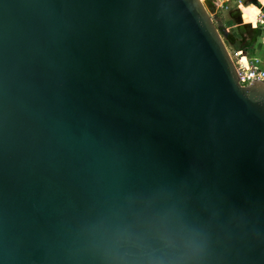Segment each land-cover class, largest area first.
I'll return each instance as SVG.
<instances>
[{"label": "water", "instance_id": "water-1", "mask_svg": "<svg viewBox=\"0 0 264 264\" xmlns=\"http://www.w3.org/2000/svg\"><path fill=\"white\" fill-rule=\"evenodd\" d=\"M133 200L264 264V82L202 0H0V264H98Z\"/></svg>", "mask_w": 264, "mask_h": 264}, {"label": "clouds", "instance_id": "clouds-1", "mask_svg": "<svg viewBox=\"0 0 264 264\" xmlns=\"http://www.w3.org/2000/svg\"><path fill=\"white\" fill-rule=\"evenodd\" d=\"M88 244L98 264H203L207 248L171 208L136 200L116 221L97 225Z\"/></svg>", "mask_w": 264, "mask_h": 264}, {"label": "rangeland", "instance_id": "rangeland-1", "mask_svg": "<svg viewBox=\"0 0 264 264\" xmlns=\"http://www.w3.org/2000/svg\"><path fill=\"white\" fill-rule=\"evenodd\" d=\"M247 1L248 0H202L230 54L233 56L235 53L240 52L244 60H249L251 55L256 57L262 54V52L257 50L261 36L259 35V31L258 33L256 32L258 28L256 21L255 25L245 23L240 12V5H244ZM234 43L239 47L237 51L234 48ZM251 45H253V49ZM241 48L247 49V56L241 51ZM261 49L263 50L262 47Z\"/></svg>", "mask_w": 264, "mask_h": 264}, {"label": "built area", "instance_id": "built-area-1", "mask_svg": "<svg viewBox=\"0 0 264 264\" xmlns=\"http://www.w3.org/2000/svg\"><path fill=\"white\" fill-rule=\"evenodd\" d=\"M256 25L262 30L263 33L260 42L264 51V5L258 10V14L256 15ZM241 55L242 54L240 52L235 53L233 56L231 55L236 66L240 85L245 87L256 81L264 82V67L260 65L261 62L264 63V55L262 61L258 59H245L244 62Z\"/></svg>", "mask_w": 264, "mask_h": 264}, {"label": "bare ground", "instance_id": "bare-ground-1", "mask_svg": "<svg viewBox=\"0 0 264 264\" xmlns=\"http://www.w3.org/2000/svg\"><path fill=\"white\" fill-rule=\"evenodd\" d=\"M242 14L246 15V18L248 19V22L250 24L255 25V21H256V15L258 14L257 10L255 7H253L252 5L246 6V7H242ZM245 60L243 59V62Z\"/></svg>", "mask_w": 264, "mask_h": 264}, {"label": "flooded vegetation", "instance_id": "flooded-vegetation-1", "mask_svg": "<svg viewBox=\"0 0 264 264\" xmlns=\"http://www.w3.org/2000/svg\"><path fill=\"white\" fill-rule=\"evenodd\" d=\"M264 0H257V3H255V4H250V5H252L253 7H255L256 9H260L263 5H264V2H263ZM247 6V5H246ZM245 6V4L244 5H240V12H241V14H242V10H241V8L242 7H246ZM258 10H257V12H258ZM242 19H243V21L245 22V23H249L248 22V19L246 18V15H244V14H242ZM252 25V24H251Z\"/></svg>", "mask_w": 264, "mask_h": 264}, {"label": "trees", "instance_id": "trees-1", "mask_svg": "<svg viewBox=\"0 0 264 264\" xmlns=\"http://www.w3.org/2000/svg\"><path fill=\"white\" fill-rule=\"evenodd\" d=\"M258 31H259V35L262 37V35H263L262 30H261L260 28H257L256 32L258 33ZM261 37H260V41H261ZM233 45H234V48H235L236 51H237V49L239 48L238 45H237L236 43H234ZM261 47H262V46H261V42H259V45H258L257 49H258V48H261ZM251 48L253 49V45H251ZM246 50H247L246 48H241V51H242L244 54L247 53ZM247 55H248V54H246V56H247Z\"/></svg>", "mask_w": 264, "mask_h": 264}, {"label": "crops", "instance_id": "crops-1", "mask_svg": "<svg viewBox=\"0 0 264 264\" xmlns=\"http://www.w3.org/2000/svg\"><path fill=\"white\" fill-rule=\"evenodd\" d=\"M263 48V47H262ZM258 51H260V52H262V54H261V56L259 55V56H252L251 55V60H253V59H258V60H260V61H262L263 60V55H264V51L261 49V48H258L257 49ZM262 67H264V63L263 62H261V64H260Z\"/></svg>", "mask_w": 264, "mask_h": 264}]
</instances>
